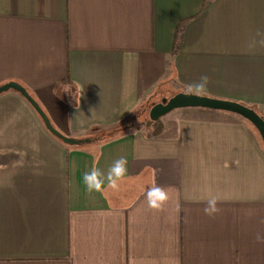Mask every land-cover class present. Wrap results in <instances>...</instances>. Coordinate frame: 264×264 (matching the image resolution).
<instances>
[{"label": "crops", "instance_id": "crops-1", "mask_svg": "<svg viewBox=\"0 0 264 264\" xmlns=\"http://www.w3.org/2000/svg\"><path fill=\"white\" fill-rule=\"evenodd\" d=\"M204 1L0 0V85L21 83L80 140L161 83L184 90L201 75L207 96L264 108V0ZM221 112L180 117L174 137L136 131L68 146L20 92L1 93L0 264H264V143ZM121 156L120 190L105 182L89 194L83 174L94 165L106 174ZM153 183L168 191L161 211L147 205ZM211 197L220 211L210 217Z\"/></svg>", "mask_w": 264, "mask_h": 264}, {"label": "water", "instance_id": "water-1", "mask_svg": "<svg viewBox=\"0 0 264 264\" xmlns=\"http://www.w3.org/2000/svg\"><path fill=\"white\" fill-rule=\"evenodd\" d=\"M10 89L17 90L23 96L30 101L34 108L38 111L42 117L46 127L58 138L62 139L65 143L70 145L79 144L87 140H80L71 137H67L58 131L52 124L50 118L46 112L42 109L40 104L29 93L27 88L17 81H9L3 85H0V94ZM178 108H204L210 110L226 111L244 117L249 120L258 130L264 143V119L260 114L252 107L245 105L241 102L211 97L207 95L195 96L187 95L186 92L181 91L169 99L163 98L160 102L155 103L149 111V116L153 120L160 119L169 112Z\"/></svg>", "mask_w": 264, "mask_h": 264}, {"label": "trees", "instance_id": "trees-1", "mask_svg": "<svg viewBox=\"0 0 264 264\" xmlns=\"http://www.w3.org/2000/svg\"><path fill=\"white\" fill-rule=\"evenodd\" d=\"M207 3H208V0H205L203 9H205V7L207 6ZM191 19L192 17L183 19L182 21L178 23L175 29L173 49H172L173 57L176 56L181 51L182 44L184 42L186 27ZM170 65H172V62H170ZM63 82L64 83L71 82L69 66L67 68L66 76L64 77ZM162 86H163V83H161L160 86H158V89H156L151 94V96L149 97L150 99L136 105L134 110L128 116H126L123 120L119 121V123H117L116 125L108 126L106 128H103L102 130H99L98 132H96L94 135L90 137L89 141L93 142L96 148L107 141L113 140L114 138L120 137L124 134H128L131 132H136V131H142L148 137L163 138L167 136H170V137L176 136L177 132L174 130L173 132L169 133L168 130L170 127L168 125H165L161 119L153 120L149 116L150 108L155 103H157V102H154L152 99L155 96H158L162 94V92H164L162 89ZM186 90L187 89H184L183 91L186 92ZM243 104L248 105L252 107L253 109H255L260 114V116L264 119V108L255 107L256 105L254 104H247V103H243ZM214 111H218V110H214ZM226 113L230 114L231 112H226ZM245 120L248 122L249 125H251V127H253V129L256 132H258L256 127L249 120L247 119Z\"/></svg>", "mask_w": 264, "mask_h": 264}, {"label": "clouds", "instance_id": "clouds-1", "mask_svg": "<svg viewBox=\"0 0 264 264\" xmlns=\"http://www.w3.org/2000/svg\"><path fill=\"white\" fill-rule=\"evenodd\" d=\"M260 35V34H258ZM256 44L255 41L252 42L250 47H254ZM261 46H264V39L259 41ZM209 84V77L207 75H201L199 81L189 84L186 90L187 95L203 96L207 94ZM128 160L126 157L121 156L113 162L109 167L107 173L102 172L95 165L91 168L90 171L83 174V183L89 194L104 193L105 192V182H107V189L113 191L120 190V184L123 181L124 177L127 174ZM145 198L147 205L150 209L161 211L163 210L165 204L169 200L168 191L153 183L145 193ZM218 200L215 197H211L207 200L206 207L204 208L205 215L214 216L217 214L220 209L217 206ZM257 242L264 243V236L257 234Z\"/></svg>", "mask_w": 264, "mask_h": 264}, {"label": "rangeland", "instance_id": "rangeland-1", "mask_svg": "<svg viewBox=\"0 0 264 264\" xmlns=\"http://www.w3.org/2000/svg\"><path fill=\"white\" fill-rule=\"evenodd\" d=\"M183 88L179 85V84H171L166 86L165 88H163L164 92L158 96H155L152 100L154 102H160L163 98H167L169 99L170 97H172L173 95L183 91ZM199 112H201V114L204 117H212V118H221L222 116H224L223 112H219V111H211L208 109H202V108H178L175 109L171 112H169L168 114H166L165 116L161 117L160 119L163 121V123L165 125H168L170 127L169 133L173 132L174 129L177 126L178 123V119L180 117L183 116H190V117H195L198 116L197 114H199ZM231 117H235L234 115ZM83 138V137H82ZM83 140V139H82ZM85 144L86 142H82V144ZM81 144V143H79ZM79 144H75V145H79Z\"/></svg>", "mask_w": 264, "mask_h": 264}]
</instances>
